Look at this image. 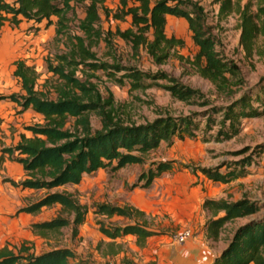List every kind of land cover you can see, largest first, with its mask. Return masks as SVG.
<instances>
[{
  "label": "trees",
  "instance_id": "obj_1",
  "mask_svg": "<svg viewBox=\"0 0 264 264\" xmlns=\"http://www.w3.org/2000/svg\"><path fill=\"white\" fill-rule=\"evenodd\" d=\"M218 4V21L237 16L241 31L240 46L249 57L264 58V0H214ZM81 6L84 16L78 17ZM117 23L129 22L126 28L118 25L105 30L101 26L102 12ZM168 16L184 18L192 39L198 47L194 59L197 72L215 86L226 89L236 77V65L225 60L216 49L217 40L206 9L197 0H119L113 9L107 0H0V28L6 23L17 26L23 20L40 24L55 21V38L65 45V51L47 59L50 74L40 85V74L26 60L15 61L13 75L20 81L21 91L0 95V101L14 102L17 113L31 109L42 115L43 122L28 124L31 136L1 149L0 163L7 154L22 165L25 177L20 180L5 178L14 187L44 191L33 202L19 208L17 214H35L45 206L60 205V214L44 221H34L31 227L41 236L59 233L63 227H72L73 236L85 224L88 207L72 192L55 190L66 184H79L85 175L100 169L118 170L129 164H143L148 154L162 143L175 140H210L209 133L217 126L216 139H230L241 132L244 119L264 116V79L256 88L244 91L225 105L213 106L204 112L190 114H161L146 123L125 122L118 115L113 93L105 95L94 79L101 71L118 83H129L130 90H146L156 80H165V88L180 101L204 98L201 92L181 83L161 71L152 74L136 66L124 64L113 41L118 38L131 48L134 55L145 50L154 63L164 64L173 50L184 46V40L166 32ZM102 42L109 48L110 60H104L94 49ZM211 104L205 99L202 105ZM100 119V128H94L92 117ZM205 120V125L203 122ZM202 133V135H201ZM260 151H263L261 149ZM235 165H239L236 162ZM198 167L208 179L228 183L246 176L245 164L238 167ZM174 168V161L153 162L149 171L142 173L141 186L150 187L165 172ZM203 206L211 216L206 222L208 239L218 240L227 224L237 219L260 215L262 206L248 198L236 201L206 198ZM96 213L129 219L143 218V211L130 206L103 203ZM100 231L110 238L108 254L116 255L115 240L133 234L136 243L144 246L147 238L157 232L143 223L125 225L100 223ZM0 264H90L80 258L73 248L56 247L36 253L22 245L18 250L5 245L0 248ZM213 264H264V213L241 225L228 246L215 257Z\"/></svg>",
  "mask_w": 264,
  "mask_h": 264
},
{
  "label": "rangeland",
  "instance_id": "obj_2",
  "mask_svg": "<svg viewBox=\"0 0 264 264\" xmlns=\"http://www.w3.org/2000/svg\"><path fill=\"white\" fill-rule=\"evenodd\" d=\"M197 1L208 13L209 22L213 26L212 31L217 40L216 49L225 60L236 65V77L231 78V84L226 89L218 88L211 81L203 78L197 72L193 62L198 47L192 39V32L187 21L184 18L168 16L167 34L182 38L185 43L183 47L173 50V55L168 62L154 63L145 50H141L139 55H134L124 41L116 38L113 45L119 59L124 64L136 66L152 74L164 71L186 86L199 90L204 98L180 101L165 88L167 85L165 80H156L146 90L131 91L128 82L118 84L108 79L103 72H97L98 78L94 81L98 83L105 95L107 89L113 93L118 115L125 122L140 124L152 121L161 114L179 115L204 112L213 106L227 104L244 91L256 88L263 81L264 58L257 55L249 57L243 51L240 46L241 31L237 26V16L232 15L219 22L217 19L219 6L214 3V0ZM118 3L119 0H107V5L113 9ZM101 12L103 14V11ZM83 16L84 13L79 6L78 17ZM55 21L56 17L53 18L52 24L46 21L35 24L32 21L23 20L17 26L6 23L0 28V95L21 91L20 81L13 75L14 63L18 59H24L29 65L35 66L40 74V85L50 76L47 72V59L66 49L65 45L55 38ZM118 25L126 28L129 22L117 23L113 18H106L103 14L101 26L105 30L115 29ZM94 49L104 60H110L107 54L109 48L105 42ZM205 99L211 104L202 105ZM15 111L16 108L13 112L9 104L0 101V132L4 138H10L12 133L19 129L18 125L24 128L25 124L43 122V118L34 113L17 117ZM92 124L94 128H100V119L93 116ZM204 125L205 120L202 127ZM217 131L216 126L209 133L212 136L208 141L202 140V136H199L197 139L162 143L158 149L148 154L143 164H129L118 170L100 169L95 173L85 175L79 184H66L55 189L72 192L81 203L88 207L86 222L79 227L82 235L77 236H73L70 226L63 227L61 232L50 233L48 236H41L34 232L31 223L58 216L60 205L45 206L35 214L26 212L17 214L16 211L19 208L38 199L44 191H30L14 187L10 182H5L4 179L10 177L2 173L0 168V208L1 211H6L4 215L6 220L3 221L5 233L14 234L17 225L11 223L15 221V217H17L19 228L18 236L13 235L14 242H9V244L15 250L26 245L36 253L68 246L73 249L80 248L81 257L87 259L90 264H133V258H139L141 253L132 250L129 242L124 243V245L128 244V249L124 247L119 255H107L108 242L99 238L101 237L100 223L110 226L119 224V222H113L106 216L97 214L98 205L108 203L137 208L143 211L145 216L134 220L146 221L155 229H166L175 238L178 233L189 229V195H203L206 198L229 201L248 198L258 202L262 206L260 215L228 223L218 240L206 238L201 230L193 232V237L197 234L201 236L197 243L192 245L190 253L195 260L200 257L202 264H211L212 259L228 246L230 239L241 225L250 219L261 217L264 213V116L244 119L241 132L230 139H216ZM14 144L16 143L10 142L6 146ZM261 149L263 151H260ZM169 160L174 161V168L170 172L162 174L148 188L141 186L140 177L142 173L149 171L153 162ZM236 162H239V165H235ZM244 164L247 171L246 176L228 183L210 180L198 170V167L213 168L225 165L221 170L224 172L228 165L232 168L238 167L239 170ZM205 214L204 218L208 221L211 214L207 210ZM121 221L124 222V220ZM198 228H201V225ZM190 240L188 239L186 243ZM101 252H104L106 256L103 257Z\"/></svg>",
  "mask_w": 264,
  "mask_h": 264
},
{
  "label": "crops",
  "instance_id": "obj_3",
  "mask_svg": "<svg viewBox=\"0 0 264 264\" xmlns=\"http://www.w3.org/2000/svg\"><path fill=\"white\" fill-rule=\"evenodd\" d=\"M7 104H9V108L13 109L16 108V116L19 115H26L29 113H34L35 115L41 116L40 114L34 112L33 110L29 109L25 111L24 113H17L18 106L14 102L5 101ZM8 114V113H7ZM13 117V116H12ZM27 124H25L26 126ZM19 129L12 133V136L10 138H4L2 137V133L0 132V156L2 154L1 149L3 147H6L7 143L14 142L17 143L22 134H25L26 136H31V133L27 131L24 128H20V125H18ZM14 131V130H13ZM14 137V138H13ZM13 138V140H12ZM5 143V144H4ZM0 168L2 169V173H6L7 176H9L11 179L19 180L23 177H25V171L21 164H19L16 161H13L9 158L7 154L4 155V159L2 163H0ZM23 190H30L33 191L34 189H23ZM206 197L203 195H189V230L192 232V236L189 238L191 239L189 243H179L175 238L172 237L170 231H167L166 229H155L151 227L149 224L148 226L150 229L156 231L157 233L154 235H151L147 238L144 246H139L136 243L137 237L133 234H128L124 236H120L115 240L116 243V249H118V244H122V248L120 252L116 255H119L123 250L128 249V244L124 245V243L129 242V246L132 250L139 251L141 253V256L139 258H133V264H143V263H149V262H156L157 264H202L203 261H200L201 258H195L190 253L192 245H195L197 243L198 238H200L201 234H197L193 237V232H199L201 230L202 233H205V226L207 220L204 218L206 216V210L203 206V203L205 201ZM6 211H1L0 208V248L8 245L10 248L11 245L9 242H14L12 239V236L16 235L18 233V222L17 217H15V221H13L11 224L17 225L15 232H13V235H7L5 233V225L3 226V221L6 220V217L4 216ZM15 214V213H14ZM20 214V213H19ZM29 215V214H28ZM111 221H118L120 225H125L127 223H143V221H136L134 219H129L124 216L114 215L112 217H107ZM121 220H124L122 222ZM10 224V225H11ZM201 225V228H198V226ZM2 227V228H1ZM101 232V231H100ZM81 234V232H79ZM82 235V234H81ZM100 240L109 242L112 241L110 238L105 236L103 233H101V237H99ZM207 238V236H206ZM101 241V242H102ZM74 251L77 253V255L81 257V250L80 248L74 249ZM98 252V251H97ZM101 255L105 257V253L101 252ZM107 255H109L107 253ZM215 257L212 259L211 264H213Z\"/></svg>",
  "mask_w": 264,
  "mask_h": 264
},
{
  "label": "built area",
  "instance_id": "obj_4",
  "mask_svg": "<svg viewBox=\"0 0 264 264\" xmlns=\"http://www.w3.org/2000/svg\"><path fill=\"white\" fill-rule=\"evenodd\" d=\"M192 236V232L189 229L183 230L175 236V239L179 243H185ZM143 264H157L156 262H149Z\"/></svg>",
  "mask_w": 264,
  "mask_h": 264
}]
</instances>
